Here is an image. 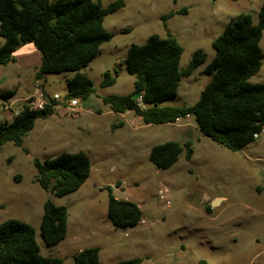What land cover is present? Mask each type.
Returning a JSON list of instances; mask_svg holds the SVG:
<instances>
[{
	"label": "rangeland",
	"instance_id": "1",
	"mask_svg": "<svg viewBox=\"0 0 264 264\" xmlns=\"http://www.w3.org/2000/svg\"><path fill=\"white\" fill-rule=\"evenodd\" d=\"M99 1L106 7L116 0ZM122 1L124 6L103 22L112 39L81 71L95 92L86 100L77 99L74 111L59 105L51 115L36 119L20 146H0V224L9 219L28 223L35 229L40 253L64 264H73V255L89 247L99 248L101 264L133 258H140L141 264H264V134L231 151L197 130L192 118L146 125L132 111L115 114L101 101L103 96L133 91L134 77L124 65L127 49L158 35L174 37L182 47L180 70L187 68L194 51L205 53V63L181 78L176 96L158 103L193 105L209 79L203 71L214 57L211 42L238 14H250L256 24L264 0ZM183 9L187 13L178 14ZM170 13L173 16L164 19ZM259 45L264 55V31ZM14 55L16 64L0 66V90H15L7 101L0 97V106L7 104L0 121L12 119L30 98H24L29 91L66 100L67 82L74 73L46 74L36 81L32 66L40 54L33 44L19 46ZM113 70L116 82L102 88L104 72ZM249 81L264 83V57ZM118 122L122 127L112 128ZM169 141L191 142L193 155L187 161L182 153L172 167L159 170L149 161L150 150ZM80 151L89 158L91 172L76 192L57 198L34 182L35 159L42 162ZM106 186L117 199L138 204L142 221L137 226L118 229L110 223ZM48 198L68 212L66 236L51 248L44 246L39 230Z\"/></svg>",
	"mask_w": 264,
	"mask_h": 264
},
{
	"label": "trees",
	"instance_id": "2",
	"mask_svg": "<svg viewBox=\"0 0 264 264\" xmlns=\"http://www.w3.org/2000/svg\"><path fill=\"white\" fill-rule=\"evenodd\" d=\"M124 6L116 0L103 7L99 0H0V66L14 63L17 48L31 43L40 54L35 80L46 74L74 73L67 82L65 99L86 100L93 94L92 82L81 72L99 54L100 46L112 39L103 26L105 17ZM186 14L183 9L178 14ZM173 13L164 17H171ZM264 31V3L258 21L241 13L231 19L223 32L211 42L214 57L203 73L209 79L199 99L193 105L179 107L158 106V103L177 94L184 76L203 65L205 53L198 49L184 70L179 62L183 49L171 36L151 35L146 42L128 47L124 65L134 77L133 91L127 95L103 96L104 105L117 114L132 111L146 124H169L191 117L196 128L215 143L231 150H239L254 141L253 135L264 127V83H251L264 57L260 40ZM117 71H106L102 88L116 82ZM14 90H0V97L9 100ZM47 96L48 95H45ZM29 99L10 121H0V146L12 142L20 146L33 129L35 120L54 112L60 103L51 100L41 110L29 107ZM147 105V107H145ZM151 105V106H150ZM122 127L118 122L112 128ZM184 153L189 161L193 155L189 141H169L153 146L149 161L159 170L172 167ZM36 182L44 191L57 198L76 192L89 178L90 160L84 152H62L54 159L34 160ZM106 215L118 229L137 226L142 221L138 204L117 199L110 186ZM209 213L210 208L204 207ZM68 212L49 198L43 202L39 223L40 236L47 248L64 240ZM0 264H64L60 258L43 256L35 240V229L23 221L9 219L0 224ZM73 264H101L99 248H84L73 255ZM115 264H141L133 258Z\"/></svg>",
	"mask_w": 264,
	"mask_h": 264
},
{
	"label": "built area",
	"instance_id": "3",
	"mask_svg": "<svg viewBox=\"0 0 264 264\" xmlns=\"http://www.w3.org/2000/svg\"><path fill=\"white\" fill-rule=\"evenodd\" d=\"M29 99L31 101L28 104H29V107L31 109L41 110L51 100L58 101L60 99V97L55 94L53 96H48V97L44 96V95H40L38 97H30V98L27 99V101ZM59 103H60L59 105H62L64 107H66L67 109L71 110V111H74L75 108L78 105L76 99H70V100L67 99V100H63V101H61ZM6 105L7 104L0 106V111ZM59 105H57V106H59ZM57 106H55V107H57ZM260 134H264V127H262L261 130L258 133L253 135L254 140H256L259 137ZM159 199L165 201L164 203H165L166 206L169 205V202L165 199L164 193L162 191H159Z\"/></svg>",
	"mask_w": 264,
	"mask_h": 264
},
{
	"label": "crops",
	"instance_id": "4",
	"mask_svg": "<svg viewBox=\"0 0 264 264\" xmlns=\"http://www.w3.org/2000/svg\"><path fill=\"white\" fill-rule=\"evenodd\" d=\"M30 50H32V49H29V51ZM28 52V51H27ZM15 54V53H14ZM14 58H15V55H14ZM18 61H17V59H15V64L17 63ZM39 64H40V60H38L37 59V62L32 66L33 67V75L35 74V71H36V68L39 66ZM22 67H30V65L29 64H26V63H22ZM22 68H18L17 70H18V72H21L20 70H21ZM18 76H19V74H17ZM36 81H38V80H36ZM44 82H45V79H44ZM38 87L40 86V85H37ZM44 89V88H43ZM15 91V90H14ZM48 95V94H46V93H43V94H38L37 92H35V91H32L31 93H30V91L28 92V94H27V96H25L24 98H28V97H38V96H40V95ZM48 96H50V95H48ZM115 114H117V113H115ZM188 118H191V117H187V119ZM198 130V129H197ZM79 252V251H78Z\"/></svg>",
	"mask_w": 264,
	"mask_h": 264
},
{
	"label": "water",
	"instance_id": "5",
	"mask_svg": "<svg viewBox=\"0 0 264 264\" xmlns=\"http://www.w3.org/2000/svg\"><path fill=\"white\" fill-rule=\"evenodd\" d=\"M217 202H218V200H214V201H213L214 204L217 203Z\"/></svg>",
	"mask_w": 264,
	"mask_h": 264
}]
</instances>
